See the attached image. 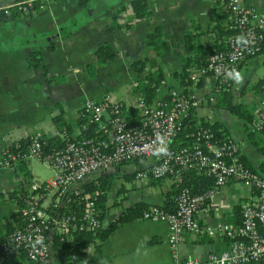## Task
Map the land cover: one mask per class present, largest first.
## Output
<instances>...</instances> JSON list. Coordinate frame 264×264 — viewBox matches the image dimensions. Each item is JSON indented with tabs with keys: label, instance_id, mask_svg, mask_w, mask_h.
<instances>
[{
	"label": "crops",
	"instance_id": "1",
	"mask_svg": "<svg viewBox=\"0 0 264 264\" xmlns=\"http://www.w3.org/2000/svg\"><path fill=\"white\" fill-rule=\"evenodd\" d=\"M149 1L150 13L141 19L132 16L131 0H86L85 4L81 0H47L33 14L13 11L9 15L3 13L5 4L0 5V153L6 145L28 141L31 136H58L52 119L57 114H62L70 125L71 137L77 138L89 129L80 115L82 104L88 98L100 101L108 95L125 107H137L132 87L144 78L146 68L136 71L132 62L152 55L144 39L156 25L163 27L170 45V51L156 59L168 72L159 88V97L171 90L183 92L179 78L171 75L182 67L185 54L182 36L196 23L200 31L208 30L202 37L203 43L214 39L209 28L214 23L216 0ZM244 2L257 11H264V0ZM121 5L124 8L118 10ZM113 18L118 28L109 31L106 26ZM222 24L225 25V19ZM100 45H108L114 51L113 58L104 64H98L95 54ZM90 64L96 67L94 75L87 71ZM238 71L244 81L240 85L233 82L232 94L248 109L250 121L216 107L215 100H209L213 81L208 74L194 83L192 95L199 100V105L187 119L194 125L203 120L220 122L227 136L242 144L240 153L247 165L259 170L262 154L248 133H253L249 125L255 118L254 111L264 87V53L241 62ZM260 81L257 88H250ZM256 135L264 141V129ZM27 172L30 174L28 167L15 173L0 167V229L17 212V193L27 188ZM128 179L127 194L122 200L117 198L120 208L113 215L108 214L104 225L136 203L147 207L158 205L166 210L173 208L175 194L169 177L157 185L138 183L134 175ZM120 187L117 184L116 191ZM252 193L248 185L230 181L202 206L197 219L211 226L239 223L242 206L252 198ZM110 200L109 193L111 213ZM168 234V225L163 221L144 218L128 221L97 245L90 246L87 257L79 264H174L167 244ZM225 247L226 239L222 235L184 233L178 256L204 263L211 254H218ZM6 264L32 263L20 254Z\"/></svg>",
	"mask_w": 264,
	"mask_h": 264
},
{
	"label": "built area",
	"instance_id": "2",
	"mask_svg": "<svg viewBox=\"0 0 264 264\" xmlns=\"http://www.w3.org/2000/svg\"><path fill=\"white\" fill-rule=\"evenodd\" d=\"M45 1L10 0L2 10L5 15L13 11L33 14ZM223 1L225 26L231 32L225 40V49L209 56L206 71L195 70L189 74L193 83L203 75L212 78L213 91L209 96L212 102L221 85L233 84L225 75L228 70H238L247 58L264 53V11L245 5V0ZM238 36L247 37L249 43L237 44ZM168 94V100L157 99V105L144 109L139 122L133 125L123 116L121 103L108 95L100 101L88 98L82 104L80 115L95 124L103 137L97 140L65 137L62 147L43 152L40 137L31 136L25 148L14 143L2 149L1 168L15 173L19 171V163L37 159L47 163L54 175L41 183H31L24 188L25 193L17 196V212L23 224L0 240V264L21 253L32 264H58L53 252L55 239L67 242L76 232L95 234L104 226V220L98 218L95 193L88 192L84 183L110 167L138 158L144 164L135 171V181L146 183L150 179L169 177L179 188L171 210L151 205L142 214L144 219L168 225L167 244L174 264H264V175L238 158L242 144L230 136L217 145L203 147L195 141L187 147L169 149L170 142L184 128L183 119L199 105V100L176 90ZM104 112L108 114L107 119ZM254 114L249 127L258 133L264 129V88ZM210 136L205 130L200 137ZM161 148L166 151L159 152ZM186 171L207 177L212 186L192 193L184 184ZM230 181L246 184L253 190L252 198L242 206L239 223L201 224L197 212ZM184 233L222 235L226 247L218 254H211L204 263L192 258L181 259L178 245ZM37 236L42 237L43 246L37 245L34 250L31 244Z\"/></svg>",
	"mask_w": 264,
	"mask_h": 264
},
{
	"label": "trees",
	"instance_id": "3",
	"mask_svg": "<svg viewBox=\"0 0 264 264\" xmlns=\"http://www.w3.org/2000/svg\"><path fill=\"white\" fill-rule=\"evenodd\" d=\"M223 2V0H216V6L213 9L212 21L214 23L209 28V33L212 32L214 35V39L212 41L207 44L203 43L202 37L207 34L208 30L205 32L200 31V28L196 23H193L191 29L182 36L185 51V54L182 57V67L180 71L173 72L171 75L179 78L180 85L183 88V93L188 97L192 96V90L196 85L190 80L189 74L195 70L206 71L209 56L213 52L223 51L225 49V40L231 34V32L226 29L225 25L222 24V20L226 17ZM81 3L85 4L86 0H81ZM148 5H150L149 0H131L129 8L132 16L135 19H141L148 16L150 13ZM122 8H124L123 5H121L118 10H121ZM116 28H118V23L116 22V19L113 18L107 24L106 29L111 31ZM144 43L150 49L152 55L143 60H136L132 62V66L136 71H142L146 68L144 78L137 81L132 87V92L137 97L138 106L125 107L121 104L122 114L131 125L139 122L144 109L157 105V99L161 98L168 100L170 97V94L168 93L163 97H159V88L168 76V72L162 64L157 62L156 59L170 51V45L165 36L163 27L156 25L154 30L146 35ZM95 54L98 64H104L113 58L114 51L108 45H100L96 49ZM87 71L90 75H94L96 72L95 65H87ZM261 82L262 81L258 84L251 85L250 88H257ZM262 90L260 91V96L262 94ZM216 93L217 98L214 102L216 107L226 109L230 113L240 116L245 121L251 120L252 116L250 115L248 109L242 103L235 100V97L232 94V84L221 85V87L217 89ZM187 117L188 115L183 119V130L170 142L168 146L169 149L177 150L182 147H187L195 141L203 147H207V145L210 144L217 145L227 136L225 128L218 121L203 120L194 125L193 123L188 122ZM52 119L58 131V136H40L43 143V152L60 148L66 142L65 137L71 138V127L64 120L62 114L54 115ZM82 122H85L89 129L88 131L83 130L81 134L78 135L77 139L90 137L97 140L103 137L101 131L98 130V127L95 124L88 123L86 119H83ZM188 123H190V127L187 126ZM205 130H208V132L211 133L209 138L200 137ZM61 134H63V137ZM248 134L262 154V160L259 164V170L257 171L261 175H264V141L257 137L256 132H249ZM20 144L25 148L27 147L28 142L21 141ZM238 158L247 165V162L241 153L238 154ZM125 163H132L136 165L135 170L131 173H122L125 178L132 177L135 171L144 164L141 158L130 160ZM125 163L114 166L113 171L107 170L99 173L97 176L92 177L84 183V187L88 192L95 193V207L98 211V218L102 221L107 218L109 214V208L111 206L108 204V196L112 191L113 186L116 185L117 178L121 177V175H119V171L121 166ZM17 167L19 171H25L27 170L28 162L19 163ZM27 175H29V172L25 174V177ZM160 180L161 179H150L147 181V184L157 185L160 184ZM184 184L192 193L202 192L212 186L210 179L193 171H186L184 173ZM24 190L25 189H21L17 193V196L21 193H25ZM178 191V186L172 184V192L175 196ZM148 207L143 203H136L123 209L115 220H109L95 234L82 231L76 232L74 238L67 242H59L55 239L53 242V252L57 262L59 264H79L81 260L87 257L90 246L97 245L98 241L104 240L117 226H120L128 221L142 218L143 212ZM22 224L23 221L19 216V213H13L7 224L0 229V240L5 238Z\"/></svg>",
	"mask_w": 264,
	"mask_h": 264
},
{
	"label": "rangeland",
	"instance_id": "4",
	"mask_svg": "<svg viewBox=\"0 0 264 264\" xmlns=\"http://www.w3.org/2000/svg\"><path fill=\"white\" fill-rule=\"evenodd\" d=\"M143 160V159H142ZM144 162V160H143ZM136 165L132 163H125L121 166L120 174L121 177L117 178L116 185L113 186L112 191L110 192V202L112 201V210L111 213L109 212V216L113 215L114 212H116L120 208L117 204V198L119 200H122L124 196L127 194V187H128V178L123 177V172L125 173H131L133 170H135ZM28 169L30 171V174L28 175V179H25V187H29L31 183H41L44 180H47L48 178L52 177L54 175L53 170L47 163L40 162L38 160H31L28 164ZM114 167H110L108 171H113ZM98 175V174H97ZM95 175V176H97ZM129 175V174H128ZM94 176V177H95ZM27 178V176H26ZM117 184L120 185V190H117ZM122 184V185H121ZM116 192V194H115ZM117 192L118 196H117ZM106 222V218L104 219Z\"/></svg>",
	"mask_w": 264,
	"mask_h": 264
},
{
	"label": "clouds",
	"instance_id": "5",
	"mask_svg": "<svg viewBox=\"0 0 264 264\" xmlns=\"http://www.w3.org/2000/svg\"><path fill=\"white\" fill-rule=\"evenodd\" d=\"M236 42L237 44H248L249 43V40L247 37L245 36H238L236 38ZM226 77L233 80V82L237 85H240L243 83L244 81V76L243 74L236 70V69H231V70H228L226 73H225ZM159 152L161 153H164L166 150L164 148H161L158 150ZM37 245H40L41 247L43 246V239L42 237H39L37 236L35 241L31 244V247L35 250L36 249V246Z\"/></svg>",
	"mask_w": 264,
	"mask_h": 264
},
{
	"label": "water",
	"instance_id": "6",
	"mask_svg": "<svg viewBox=\"0 0 264 264\" xmlns=\"http://www.w3.org/2000/svg\"><path fill=\"white\" fill-rule=\"evenodd\" d=\"M7 2H8V0H5V1L1 2L0 5H1V4H6ZM103 115H104L105 117H108L107 112H104Z\"/></svg>",
	"mask_w": 264,
	"mask_h": 264
}]
</instances>
